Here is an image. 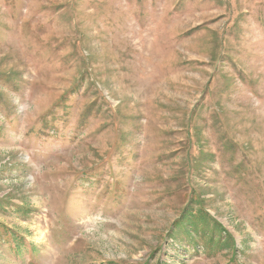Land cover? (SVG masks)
<instances>
[{"label":"rangeland","instance_id":"rangeland-1","mask_svg":"<svg viewBox=\"0 0 264 264\" xmlns=\"http://www.w3.org/2000/svg\"><path fill=\"white\" fill-rule=\"evenodd\" d=\"M0 264H264V0H0Z\"/></svg>","mask_w":264,"mask_h":264}]
</instances>
